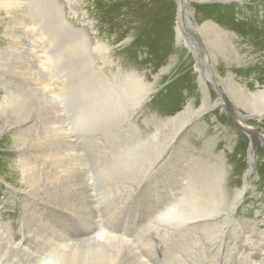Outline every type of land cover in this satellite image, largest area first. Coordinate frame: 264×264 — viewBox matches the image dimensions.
Listing matches in <instances>:
<instances>
[{
	"label": "rangeland",
	"instance_id": "obj_1",
	"mask_svg": "<svg viewBox=\"0 0 264 264\" xmlns=\"http://www.w3.org/2000/svg\"><path fill=\"white\" fill-rule=\"evenodd\" d=\"M187 1L189 38L194 15L211 19L236 34L249 68L213 61L201 44L206 101L196 60L175 38L177 0H47L50 12L27 3L15 18L0 0V110L12 106L0 112V264L96 246L115 248L102 264H264V143L251 133L264 137V118H248L258 107L213 75L238 67L248 86L264 84V0ZM130 68L156 83L146 104L122 88ZM188 104L208 127L180 146L192 113L165 119ZM252 156L249 189L230 211ZM211 175L225 197L203 182Z\"/></svg>",
	"mask_w": 264,
	"mask_h": 264
},
{
	"label": "bare ground",
	"instance_id": "obj_2",
	"mask_svg": "<svg viewBox=\"0 0 264 264\" xmlns=\"http://www.w3.org/2000/svg\"><path fill=\"white\" fill-rule=\"evenodd\" d=\"M46 1L47 0H4L3 5L6 6L5 12H7V14L9 16H11L12 18L13 17L15 18L22 11L26 12V4L27 3L30 4V6L33 5L36 8V9H34L35 13L41 12V13L45 14V11L48 13L49 10L48 11L47 10L41 11V8L44 6V4H42V3L46 2ZM227 1H232V0H227ZM253 1L255 2V0H252V2ZM186 6L190 8V5H189L187 0H177V7H178L177 8V15H176L177 17H176V21H175L174 26H173L174 27L173 31L175 33V38H176L177 44L180 46V48H186L187 47V51L191 55V58L196 60V64H195L196 74L195 75L198 78L197 81H199V87H201L202 91H204L208 94V96H206L205 94L203 95V101H206V100H210L211 90H210V85L206 84V78L204 77L205 71L203 72V68H205V64L207 61H206L204 55L201 56V53H202V52H200V49L202 48L200 46L201 44L206 45V47L209 49V51L211 53V57L215 58L213 61L216 60L218 62V59L220 58V56H224V58H225V56H227V58H225V60L228 61L227 63L229 65H232V64H230V61H233V64L234 63L239 64V67L243 68L244 72H246V71L248 72L249 68H246V66L242 64V61H244V58L240 55V53H238V50H235V47H236L235 45H239V44H237L236 34L234 32H232L231 30H228L225 27L217 24L215 21H212L211 19L203 18L198 13H197V15L199 18L201 17V19H199V18L197 19V17H196L197 15H194V17L192 18L193 27H195V29L194 28L192 29L193 35L190 38L197 43L196 45H194V42L191 41V39L189 38V34H188V30H187V23H190L191 20L188 17H186ZM1 7H3V6H1ZM50 9H51V7H50ZM227 16H229V15H227ZM38 36H40V35H38ZM236 69H239V68L237 67L234 70L228 71L227 72L228 76L223 77L221 75V73H219L217 71L219 69L214 67L213 75H214L216 82H218V80L223 81V79L226 78L227 80H229L232 83V86L237 87L238 90L240 89V92L249 98V104L251 102L252 103L251 106L258 107V108H251L249 106V109L252 110V112L249 113L250 116H248V118H254L258 121H261L264 118V84L260 85L259 83H255L256 84L255 87L248 86L247 83L245 84L243 82L244 79L240 78L241 76L239 78L236 76V72H235ZM206 72H207V70H206ZM230 72H232L233 75ZM125 73H127V74H126L125 84L122 85L123 90L126 91V94L127 93L129 94L128 96H130V94L131 95L133 94L132 95L133 97L136 95L137 100H133V101H135V102L137 101V102H140L142 104H146L148 97L156 88L155 81L150 82V83L145 81L144 78L141 77L134 68L128 69L127 72H125ZM239 79H241V80H239ZM242 98L244 99L243 96H242ZM256 99H258V102L253 103ZM233 102L236 103V104L234 103L236 105V107H237V105L242 106L239 104L237 97L234 98ZM0 104H3V103H0ZM204 105L205 104L202 103L201 108L203 110H206ZM215 105L217 107H222V102H215ZM6 107H12V106H9L8 104H7V106H1V108H3V110H5ZM202 109L194 110L192 105L188 104L183 108V111L181 110L179 113H177V116L167 117V119H165V120L173 121V120L179 119L181 117H185L189 112L192 113V114L187 116L188 118L185 121H183L182 125L179 127L177 134H176L177 137L175 138L176 142H174L175 144L180 145V146H186V145L188 146L190 144L191 137L195 140L204 138V136L206 135V127H208V125H206V123H204V120H203L204 114H202L203 113ZM3 110H0V112H3ZM234 110H233V112H234ZM239 114L241 116H244V114L240 113V111H239ZM196 115H200V118H196ZM179 124H181V123L179 122ZM213 127L215 129H217L218 126H217V124H215ZM14 128H16V126ZM193 128L195 129L194 132H198V135H196V133H194L193 131L191 133L188 132ZM226 128H229V129H225L224 127L222 129L226 130L229 133L228 138H231V136H232L231 134H233V132L237 133V130L234 129L233 127L226 126ZM220 132H221V129L217 131V133H216L217 137H219L218 134ZM251 133L258 135L260 137V140L262 141V143H264V137H261V132L257 133V131H252ZM189 134H191V135H189ZM248 137L251 140L249 150L253 151L255 149L254 141H253V135L249 134ZM214 138L216 139V136ZM206 140H204V141H206ZM214 152H215V150H214ZM249 159H250V164H249L250 167H248V169L241 176L242 185L234 188L232 191V194L234 196L231 198L230 204L232 205V203H233L234 206L231 207L229 205L228 209L230 211L236 209L235 206H237L238 202L242 200V196L247 191V189H249L250 183L252 181V177L254 174L253 156ZM19 164H20V162H19ZM25 164H26L25 161L22 160L21 167H24ZM161 165H162V163H161ZM203 182H211V183L213 182L211 185L216 188V192L218 194H220L222 197L226 196V193H227L226 187L224 185L217 183V182H214V177L212 175L208 179L204 180ZM5 184H7V183H5ZM209 188L211 190V187H209ZM167 191L168 190L166 189L165 192H167ZM214 192H215V189H214ZM214 192H212V193H214ZM217 193L215 194L216 198L219 197V195L217 197ZM235 195H236V197H235ZM172 205H173V203H172ZM173 208H175V207H173ZM173 208H172V210H173ZM218 211H220V210H218ZM207 216H208V214H203V215H200L197 217L194 216V217H192V219L202 218V217H207ZM208 217H210V216H208ZM211 217H214V216L211 215ZM211 223H213V221H211ZM252 224L255 225V223H252ZM97 233H99V232H97ZM102 239L105 240V238H102ZM120 239L122 242H125V240H123V238H120ZM99 240H101V239H99ZM111 240H112V236H111ZM114 250H115V248L107 247V246L104 248L101 246H96L93 248H87V250H85V253L82 251H76L75 249H72V250H67L65 252H61L59 254H54L53 256H49L50 254H48L47 256H49V257L44 256L45 258L43 260H41L38 264H102L103 262L105 263V261L109 257H111V258L114 257V253H115ZM260 255H262V254H260ZM116 256H117V254H116ZM251 256H252V254H251ZM110 260H112V259H110ZM109 262H112V261H109ZM106 264H108V263H106Z\"/></svg>",
	"mask_w": 264,
	"mask_h": 264
}]
</instances>
